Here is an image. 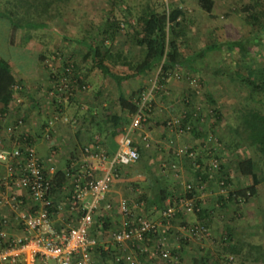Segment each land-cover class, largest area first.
I'll return each instance as SVG.
<instances>
[{"label": "rangeland", "instance_id": "rangeland-1", "mask_svg": "<svg viewBox=\"0 0 264 264\" xmlns=\"http://www.w3.org/2000/svg\"><path fill=\"white\" fill-rule=\"evenodd\" d=\"M32 1L34 4L33 11L32 13L30 12L32 20L39 24H44V26H38L36 28H32L33 26L29 25L18 26V29L14 30L9 21L0 16V57L9 62L13 73L22 72L23 74L29 75L36 70L49 71L50 74H54L55 72L57 75H60V80L62 82L68 83L74 98L76 93L77 96L81 95V92H77V88H75L76 83L74 81H76V77H74V73L80 69L85 70L90 67V65L92 69L94 63L90 60L88 54H90V47H93V45L94 47L97 46L96 53L98 56L96 55L95 59L96 61L99 60L100 55L103 52V48H101V39L105 36L104 30L108 18L123 20L121 28L115 37V47L113 45L115 52L122 51L131 59H134L136 55L143 52L135 42V38L138 36L142 27V22L147 16V10L152 7V0ZM159 1L163 2L167 8L173 5L181 6L186 12L184 23L186 27L179 37L181 40V49L184 54L188 52L190 53V51L194 49L200 50L205 46L206 41L210 39L214 45L218 46V48L212 47L210 50L205 49V56L201 57L194 63V66L198 69L197 72L191 71L186 66H183L182 68L169 71L164 75L165 77H162L163 75L160 73V68L157 66L146 73L123 80L120 86L117 85L112 76H106V74H103V72L98 69L96 75L92 77V82L102 83L103 85H105L103 83L105 82L107 84V88L104 90L105 94L101 97L108 99L109 103L112 104L115 103L118 93L129 95L132 91L137 92L140 90L138 105L145 100L146 104H149L152 109L150 120H153L155 117V109L153 110L152 106L157 104L155 100H165L173 95V93L170 94L169 92H166L167 88L163 86L164 82H166V78L169 76L174 77V91L176 90V86L183 90L186 87L200 88L199 94L195 93L193 94L192 100L189 99L190 107L193 105L189 112H195L194 115L191 113L192 117L189 119L196 120L202 118V116L206 117V113H208L207 111H202V108L199 105L204 99L200 97H203V94H205L204 90H201L203 82L208 86L206 89L210 90L211 97H215L217 101L221 100L222 105L219 106L221 109H218V111L221 112L223 117V112L225 113L227 125L232 126L240 123L238 115L240 112L237 110L241 107L250 105L264 110V91L251 92L248 87L245 86L244 82L246 78H253L256 82L263 80L264 30H262L263 34H260L259 44L253 48V50H259V55L248 53V55L243 57L242 60H238L236 52L234 50H229L230 47L228 46V43H231L232 41L244 42L246 37L254 31L251 26L252 24L246 23V21H240L239 27H234L232 23L227 26L224 24L222 25L220 20H222L221 16L224 14L221 15L216 9H213L214 11L211 14L206 13L198 6L197 0ZM247 2H249V0H232L233 7L236 6L238 9ZM233 11H235V9H233ZM234 14L237 13L234 12ZM255 31L259 32L261 30L258 29ZM105 44H108V41H106ZM246 46L248 51H250L252 44L248 43ZM189 53L187 56L193 55V53ZM47 55L49 56V59L44 61L47 58L43 56ZM41 57H43V59ZM84 58L88 59L87 63L83 60ZM105 62H107L113 73L124 75L130 72L126 66L111 65L108 61ZM250 68L257 70V72H254V75L251 77L247 75V71ZM37 85L38 90L42 91V93H45L47 90L52 91L55 87V84H53V88L47 89L51 86L49 82L47 85L41 82ZM59 86H57L56 89ZM85 86H87V84ZM154 86H158L159 89L156 91ZM164 88L166 90H164ZM81 90L86 91V89ZM59 94L60 93L57 95L55 94V97H59ZM82 94H85V92H82ZM175 95H177V93L174 92V96ZM197 95L199 97L196 99ZM82 96L85 100H88L86 95ZM184 97L185 95H182V103L186 100H184ZM60 98L61 103L69 101L66 96L65 98L67 100H62V98H64L63 96H60ZM180 98L181 96L178 97L179 101ZM206 99L210 102L209 98ZM49 100L53 101V99ZM196 100L199 101V103H197ZM71 102L75 101L71 100ZM209 105L210 110H212L213 113L214 105L212 102ZM205 107L207 109L208 105ZM212 113H210V116L215 120L216 117L214 114L213 116ZM186 115L187 112L185 113V111L174 108L170 114L162 117L159 116L158 121L165 120L164 122H167V120L171 118H183L185 120ZM128 121H130V119ZM70 122L74 125L73 121ZM72 129L75 130V128ZM140 133L141 130H138L134 135V140L137 144H139L137 138H140ZM147 133L152 137L150 139L149 147L144 148L148 151L151 148H156L158 146H156L157 142L155 143L152 132L149 131ZM166 133L174 135L173 132L170 133L167 131ZM209 136L205 140V143H208V141L209 144L210 142H214L215 147H213V154H210L207 165H210V171L212 169L215 171L218 169L217 160H219L218 157H220L218 147H220V145L219 142L215 140L214 135ZM162 139L163 138H158V140ZM78 148L76 150H78ZM164 148L166 149L165 151L174 150V143L168 141L167 144L164 145ZM181 148L188 149V145H180L177 149L179 150ZM246 150L248 151L239 153L236 157L230 156L231 159L229 160H232L231 163L233 164L228 168H232L233 172L238 170V161L250 154L253 157L250 158L255 159V162L258 161L256 162L258 166L255 165L258 171L260 172L261 169L262 174H264V161L259 159L256 155L255 148H248ZM142 151L143 149L140 150V154ZM181 155L187 156L186 154ZM72 158H76L75 154ZM181 158L184 160L183 168H185L186 165L191 167L190 172L183 171V173L178 172L177 174L176 168L182 163L176 164L175 162L176 168L171 164H165L161 168L164 172L161 171V173L163 176H169L175 172L177 178L175 176L174 178L179 181L178 191L182 193L186 191V193H189V190L196 189L197 186V182L192 180L194 172L196 173V168L199 166V168L204 171L206 167L204 168L205 165L203 162H198V155L195 152L193 153V157ZM158 163L150 164V167H153L152 170L147 167L146 170H149L147 174L148 179H151L152 176L154 178L155 174L158 175V173H160L161 162L158 161ZM208 166L206 170H208ZM225 175L227 174H223V176ZM219 177L222 176L220 175ZM228 178L229 183L226 185L225 191H221L220 185L218 184L220 180L219 178L217 188L215 189L216 191H214L218 193L208 197H206L205 194L209 192L205 193V189L199 186L198 198H200L202 202H205L208 209H210V213L207 212V214L204 215V221L207 223L209 221L208 235L196 237L188 234L185 227L191 223L199 222L197 213L176 214L173 221L174 227L171 231L170 228L165 230V227L163 226L164 233L160 231L159 236L165 234V245L172 255V260L167 264H201L204 259H207L210 264H225V262L222 261V259L225 258H228L231 261L233 260V264H239V259H233L231 255L226 254L223 248V239L226 237L225 232L230 230L232 231V236L234 235L235 237L252 244H262L264 247V181H261L257 185V194L250 197L248 201H239L238 204L232 202L226 207L221 208L219 207L218 202L219 194H223L222 197H226L229 191L241 189L243 187L246 188L252 184L250 177L233 174L231 178L228 175ZM160 180H164L167 185L172 184L170 179L166 181V179L160 178ZM175 183L177 184V182ZM122 197H124V195H122ZM106 232L107 236L104 239L111 240L110 230ZM107 243L110 242L107 241ZM152 243L153 242L136 243L137 245L127 246L126 250H129L130 248L129 251H136L137 254L139 252L140 255L145 258L147 257L146 260H153V263H155L156 259L148 257L149 254H151V251L153 252ZM143 248H146V251L141 252L140 250H143ZM39 260L40 259L37 258L34 264H40ZM139 260L142 261V258L140 259L139 257ZM47 262L48 264H55L53 259H47ZM230 263L231 262H228L227 264Z\"/></svg>", "mask_w": 264, "mask_h": 264}, {"label": "crops", "instance_id": "crops-1", "mask_svg": "<svg viewBox=\"0 0 264 264\" xmlns=\"http://www.w3.org/2000/svg\"><path fill=\"white\" fill-rule=\"evenodd\" d=\"M213 1L214 3L211 13H213V11L216 9L217 12L221 15L224 14L221 16L222 20H220L222 25L224 24L225 26H227L228 24L232 23L234 27H239L240 21H246V23L252 24L251 26L254 31L250 33L246 43H251L252 48L248 52H243V50L238 47L233 49L237 54V59L242 60L243 57H246L248 55V53L252 55H259V50H253V48H255V46L259 44L260 34L262 35V30H264V0H249V2H247L250 3V5L254 4V8H257L260 13V15L255 19L253 17H250L254 13V8L249 12H244L242 6L239 9L236 8V6L233 7L232 0ZM233 9H235V11H233ZM234 12H236L238 15L234 14ZM258 29L261 31H255ZM96 52L94 55V53L91 54V52L89 51L90 54L88 55L91 61H93L96 55L98 56ZM43 57L47 58H44V61L49 59L48 55ZM43 57L41 58L43 59ZM85 58L83 60H85L87 63L88 59ZM92 66V69L90 65V67L86 68L85 70L80 69L76 73H74V77H76V79L73 77L76 80L74 81L76 83V91L81 92V95L78 96L76 93L75 98H73V101L75 102H71V100L68 99L69 101H64L61 103L60 96L64 97L62 98V100H67L64 95L59 94V97H55V95L48 96L47 91L50 90L45 91V93H42V91L38 90L37 84H39L40 82L45 85H47L49 82L51 86H49V88L47 89L53 88L52 86L53 84H55L53 90H56V87L59 86L62 81L60 80V75H57L55 72L54 74H50L49 71L36 70L29 75L23 74L22 72H14L18 85L15 86L13 98L8 105L9 112H6L4 114L6 116L0 117V129L2 131H0V149L11 148L15 146L18 143L19 139L22 136L26 135L30 138V140L34 142L36 150L42 158L47 157L51 153H54L52 162L46 163V167H52L54 171H64L65 167L68 166L71 158L74 157V154L77 155L80 152L79 150L82 146L92 145L94 143V136L98 137L101 148L104 149L108 154H112L116 149L117 137L119 133L115 136L110 134L109 116L111 114H123L119 112L116 102L110 104L108 99L101 97L103 96V94H105L104 90H106L107 84L105 82H103L105 85H103L102 83L92 82V77L95 76L96 72L98 71V68L97 66H95V64ZM250 71H253V73L257 72V70L250 68L247 71L248 76L254 75L249 74ZM106 76L110 77V75L108 74H106ZM86 84L87 86H85ZM163 86L167 88V90L164 88L166 92H169L170 94L173 93V95H171L170 98L161 101L156 99L155 101L157 104H154L155 106H152L153 110L155 109L154 119L150 120L149 118V120L142 126V131L152 132L153 139L155 140V143L157 142L156 146L158 147L151 148L147 151L144 149L146 147L142 146L141 140L138 137V145L141 146V150L143 149L140 154L139 160L134 164L122 166L118 169V171L120 172L119 178L112 183L110 192L111 196L114 197H120L122 195H124V197H129L135 203L136 211L146 214L149 218L159 224V232L164 231V221L160 216L162 207L159 208L157 207L158 203L155 204L158 190H165L169 193L167 199L164 202L165 205L167 204L168 200H171V198L174 199L176 197L189 194V196H194L199 201V204L203 208H206L210 213V209H208L205 202H202V200L198 198L199 186L205 189V193L209 192L205 194L206 197L218 193L214 191H216L215 189L217 188V182L220 174L226 173L230 178L233 174L241 176L239 168L234 172L232 171V168H228L229 166H231V164H233L231 163L232 160L230 161L229 159H231L232 156H238L239 153H243L244 151L247 152L248 150L246 149L248 148L253 149V147H247V145L243 142L241 137L236 132L237 126L241 124V114H238L240 123L232 126L227 125V118L225 117V113L223 112V117L221 112H219L218 114V111H214V109H221V107L219 108V106L222 105L221 100L217 101L215 97H211L210 90L206 89L208 86H206L204 82L201 86V90H204L205 94H203V97H200L204 99L199 105L202 108V111H207L208 113H206V117L202 116V118L196 120L189 119L192 117V115L195 114V112H189L191 111L190 109L193 106L192 105L190 107L189 99L192 100L193 94H199L200 88L186 87L183 90L176 86V90L174 91V77L169 76L166 78V82H164ZM245 86H247L246 83ZM81 89H86V91H82ZM250 90L251 89H249V91ZM82 92H85V94H82ZM174 92L177 93V95L174 96ZM82 95H86L88 100H85ZM182 95H185L184 100H186L184 103L181 102ZM180 96L181 98L179 101L178 97ZM198 97L199 96L197 95L196 99ZM206 98H209L210 102ZM49 99H53V101ZM196 102L199 103V101L197 100ZM211 102L214 105L213 113L209 107V104ZM207 105L208 108L206 109L205 106ZM174 108L185 111V113L187 112L185 120L182 118V123L188 124L190 126V129L184 131L175 129L172 131L166 126V122H164L165 120L158 121L159 116L162 117L170 114V112L173 111ZM191 113L193 114L191 115ZM210 113H212V115H215V120L214 118H211ZM217 115H219L220 117L218 118ZM18 119L22 120L20 124H17ZM50 120L53 121L51 131L49 133L51 134V136L48 139H44V132L46 130L45 128ZM70 121H73L74 125L71 124L72 122ZM13 125H16L14 126L15 131L8 133L9 128L13 127ZM124 126L125 123L121 121L119 127L117 128L118 132H120ZM72 128H75V130H73ZM167 131H169L170 133L173 132L174 135L167 134ZM209 135H214L215 140L219 142L220 145V147H218V151H220V157H218L219 160H217L218 169L215 171L214 169L210 171L211 167L210 165H207L209 156L210 154H213V147H215L214 142H210L209 144L208 141V143H205V140ZM150 138L152 137L150 136ZM158 138L163 139L158 140ZM168 141L174 143V150L165 151L166 149L164 148V145L167 144ZM186 144L188 145V149L193 151H191L192 153L195 152L198 155L197 159L199 162H203V164L205 165L204 168L206 167L207 169L208 166V170H204L207 172L208 176L200 179L202 177L201 174H197V171L196 173L194 172V177L192 180L197 182L196 189L189 190V193H186V191L182 193L178 191L179 181L175 180L174 176L177 178L178 172H190L191 170V167L187 165L185 166V168H183L184 160L181 157L187 156H182L181 154L177 153V148L180 145L185 146ZM206 146L209 148H207ZM77 148L78 150H76ZM248 156L252 157L250 154ZM253 160L255 163L254 165L258 166L256 163L258 161L255 162V159ZM158 161L161 162L159 171L160 173H158V175L155 174L154 178L152 176L151 179H148L147 174L149 170H146L147 167L152 170L153 167H150V164L158 163ZM175 162L176 164H182L179 165L178 168H176ZM165 164H171L172 166H174V168H176L177 170V174H175L174 172L172 175H169L170 177L168 175L163 176L161 171H164L161 170V168ZM4 171V165L0 163V175L3 174ZM159 177L161 179H166V181L170 179L172 184H165L164 180H160ZM175 182H177V184ZM2 190L3 188L0 189V191ZM69 192L70 188L69 191H64L63 189L59 188L58 194H55L56 199H63L67 196V194L69 195ZM21 193L24 194L23 200L27 203V206H29L27 193L23 190ZM222 196L223 194H219V197ZM13 215L14 212L12 211V209H9L6 205L0 202V217L6 216L10 219L8 234L19 235L22 233V225L14 219ZM119 221L120 214L116 208L112 210L101 209L94 216V221L90 227V233L95 236L99 242V247H97L94 251V258L96 259V261L99 264H128L123 261L117 263L112 259V256H114L115 254L123 255L124 253H131L135 259L138 258L136 259L138 261H140L139 257L140 259L142 258V261H140L141 264H153V260H146L147 257L145 258L144 256L140 255L139 252L137 254L136 251H129L130 248L129 250H126L127 246L134 245L127 244L125 250H123L121 247H118L117 244L113 243L112 239H104L107 236L106 231L110 230V232H112L119 225ZM53 223L57 227L63 228L65 227V225H67V219L65 220L64 216H60L59 213H56L53 216ZM172 224L170 227V231L174 227V222H172ZM107 241H109L110 243H107ZM39 261L40 264H44L42 260ZM45 264H48V262L46 261Z\"/></svg>", "mask_w": 264, "mask_h": 264}, {"label": "built area", "instance_id": "built-area-1", "mask_svg": "<svg viewBox=\"0 0 264 264\" xmlns=\"http://www.w3.org/2000/svg\"><path fill=\"white\" fill-rule=\"evenodd\" d=\"M155 89L157 91L158 86ZM57 93L69 98L72 91L67 82H62L55 91H48L47 95L54 96ZM151 110L145 100L138 105L129 123L119 133L112 154L101 148L97 136H94L92 145L80 148L76 158H72L64 169L67 182L61 189L69 191L70 188V192L63 199L52 197L55 171L52 167H46V163L52 162L54 153L42 158L34 142L26 135L15 146L0 149V163L5 168L0 175V189L3 188L0 202L12 209L14 219L22 225L21 234L9 235L10 219L0 217V264H34L37 258L44 264L47 259H53L55 264H99L94 258L99 242L90 233V227L99 210L114 208L119 211L120 221L111 232L113 243L125 250L127 244L153 242V252L148 256L156 259L153 264H167L172 260L171 252L165 245V234L159 236V224L136 211L135 203L129 197H114L110 193L112 183L119 178L118 169L139 160L141 146L134 140L138 130H141L142 146L150 145V135L142 131V126L149 120ZM21 121L18 119L17 124ZM52 124L51 120L47 123L45 139L51 136ZM14 126L9 128L8 133L15 131ZM166 126L172 131L190 129L180 118L167 120ZM187 152V148H181L177 153ZM188 156H193V153L189 151ZM218 184L221 191H225L224 179H220ZM22 190L27 193L29 206L23 200ZM196 201L194 196L168 200L160 212L165 230L171 227L177 213L197 212L200 206ZM56 213L67 219L65 227L54 225L53 216ZM185 228L190 236L208 235V227L201 222L191 223ZM140 251H146V248ZM112 259L117 263L141 264L131 253L115 254Z\"/></svg>", "mask_w": 264, "mask_h": 264}, {"label": "trees", "instance_id": "trees-1", "mask_svg": "<svg viewBox=\"0 0 264 264\" xmlns=\"http://www.w3.org/2000/svg\"><path fill=\"white\" fill-rule=\"evenodd\" d=\"M257 1V0H255ZM213 0H197L198 6L204 10L206 13L211 14L213 7ZM254 4L245 3L242 5L244 12L251 11ZM252 7V8H250ZM34 4L32 0H0V16L4 17L12 25L14 30L18 29V26H33L36 28L38 26H44V24H39L32 20V15ZM255 9V10H254ZM254 13L252 16L254 19L260 15L257 8H254ZM31 12V13H30ZM250 15V14H249ZM186 12L181 6L173 5L171 7H166L163 2L159 0H152V7L147 10V16L142 22V27L138 36L135 38L138 46L143 50L139 55H136L134 59L128 57L122 51H114L115 37L121 28V23L123 20H116L115 18H108L106 20V28L104 30V38L101 39L103 52L100 55L98 61L93 59V63L100 69L104 74H108L113 77L117 85L120 86L123 80L131 77L138 76L140 74L150 71L152 68L159 66L160 73L165 77L166 73L174 69L187 67L191 71H196L197 68L194 63L201 57L205 56V49L210 50V48H218L210 40L206 41V44L200 50H191L190 53L193 55L184 54L181 49V36L182 31L185 29ZM248 37L243 41H232L228 43L229 50H233L236 47L243 50V52H248L246 46ZM108 41V44L105 42ZM114 45V47H113ZM91 46V45H90ZM97 51V46L94 48L90 47L91 54ZM189 53V54H190ZM191 56V57H190ZM108 61L111 65H123L130 71L127 74H116L110 70ZM249 74H253L250 71ZM249 77H251L249 75ZM163 81V80H162ZM246 85L251 92L264 91V77L262 81L256 82L255 79L246 78ZM17 80L14 73L11 70L10 64L7 60L0 57V116H4L9 110V103L13 98V93ZM140 90L137 92H130L129 95H124L120 93L116 98V104L118 106L119 112L123 115L111 114L109 116L110 123V134L115 136L118 133L117 128L119 127L121 121L125 123V126L129 122L130 116L137 110L139 102ZM74 96L70 95L69 100H73ZM215 103V102H214ZM217 112V109H214ZM241 114V124L236 128L237 134L241 137L243 142L247 147H254L256 155L264 161V110L255 106H244L239 109ZM219 114V111H218ZM218 118L220 117L217 115ZM141 150V147H140ZM190 150L186 153L187 157ZM198 160V159H197ZM199 162V161H198ZM254 160L250 157L241 158L238 161V168L241 176L250 177L252 184L248 187H243L238 190H232L227 193L226 197H219V207H226L229 203H239V201H248L250 197L254 196L258 192L257 185L264 181V174L260 169V172L254 165ZM197 174H201V178L207 177V172L203 171L201 168H196ZM201 172V173H200ZM204 172V173H202ZM204 174V175H202ZM120 175V174H119ZM221 180L224 179V184L229 183L228 176L220 174ZM225 177V178H224ZM67 182V176L63 170H57L52 177V197L56 199L55 194H58V189L61 185ZM169 195L165 190H158L157 198L155 204L158 203L157 207H164V202ZM189 196V194H187ZM182 195L171 200L176 201L178 198L187 196ZM196 204L200 206V209L195 212L198 214L199 222L205 224L208 228V223L204 221L207 214V209L203 208L199 201ZM180 214V213H177ZM203 214V216H202ZM226 237L223 239L224 250L226 254L231 255L233 259H239V264H264V247L262 244H252L232 236V231L225 232ZM225 264L233 260L228 258L222 259ZM22 264V263H20ZM201 264H210L207 259H204Z\"/></svg>", "mask_w": 264, "mask_h": 264}]
</instances>
